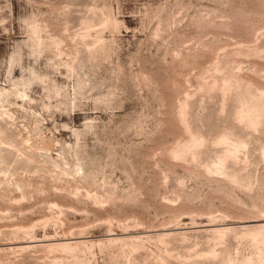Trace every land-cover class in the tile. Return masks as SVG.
I'll use <instances>...</instances> for the list:
<instances>
[{
    "label": "rangeland",
    "instance_id": "obj_1",
    "mask_svg": "<svg viewBox=\"0 0 264 264\" xmlns=\"http://www.w3.org/2000/svg\"><path fill=\"white\" fill-rule=\"evenodd\" d=\"M0 264H264V0H0Z\"/></svg>",
    "mask_w": 264,
    "mask_h": 264
}]
</instances>
